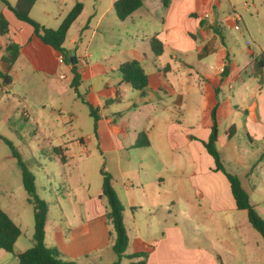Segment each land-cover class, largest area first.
<instances>
[{"label":"crops","instance_id":"0c3cea01","mask_svg":"<svg viewBox=\"0 0 264 264\" xmlns=\"http://www.w3.org/2000/svg\"><path fill=\"white\" fill-rule=\"evenodd\" d=\"M114 1L36 0L29 16L56 29L76 2L83 5L63 47L75 56L78 87L85 86L83 97L74 101L91 105L97 117L93 137L123 206L125 253H146L145 264H222L215 248L192 238L218 232L216 214L223 218V212L238 210L226 177L213 171L202 142L209 137L215 108L218 133L231 125L236 130L220 147L222 160L250 198L252 172L264 166V0H169L166 7L161 0H143L124 20L116 17ZM0 14L7 21V33L0 35L1 72H6L1 57L7 44L19 47L4 86L20 76L30 86L36 74L40 84L64 99L73 65L60 62L61 54L1 0ZM152 36L162 43L159 56L150 50ZM128 60L137 61L146 75L143 94L121 80L118 66ZM65 79L69 85L62 83ZM124 115L129 116L126 130ZM138 136L148 144L136 145ZM99 195L68 198L71 210L58 205L51 224L47 213L44 244L57 250L60 260L116 261L114 232ZM73 203L80 204L78 209ZM17 241L16 253L28 248H16ZM128 262L122 258L119 264ZM0 264H17V257L0 249Z\"/></svg>","mask_w":264,"mask_h":264},{"label":"rangeland","instance_id":"374dc122","mask_svg":"<svg viewBox=\"0 0 264 264\" xmlns=\"http://www.w3.org/2000/svg\"><path fill=\"white\" fill-rule=\"evenodd\" d=\"M32 77L36 81L30 86L20 76L11 86L0 88V208L21 230L18 249L33 245V202L23 188L20 168L3 138L13 144L33 174L36 195L47 203L50 224L59 212L58 205L64 212L71 210L68 198L73 202L101 193L100 169L106 170L104 155L93 137L89 109L80 98L74 101L77 95L83 97L85 86H77L75 93L73 88L68 89V95L62 99L45 83L40 84V76ZM62 83L69 85L68 79ZM128 120L129 116L124 115L121 121L124 130ZM88 137L91 142H87ZM228 155V159H236ZM224 167L228 168V164L224 163ZM260 167L257 165L252 172L255 190L250 192L249 199L255 212L264 219V166ZM73 204L78 209L80 204ZM216 215L221 220L218 232L212 230L210 235L192 238L215 248L222 264H264V241L249 224L245 211L223 212V218Z\"/></svg>","mask_w":264,"mask_h":264},{"label":"trees","instance_id":"16d2710c","mask_svg":"<svg viewBox=\"0 0 264 264\" xmlns=\"http://www.w3.org/2000/svg\"><path fill=\"white\" fill-rule=\"evenodd\" d=\"M1 1L19 21L29 25L33 33L38 36L43 43L51 46L54 50L59 52L62 55L63 62L70 63L69 57L71 54L65 50L63 43L70 26L82 12L83 5L80 2H76L73 5L56 29H51L41 26L30 18V9L36 0H16L13 5L5 0ZM161 1L164 7L169 3V0ZM142 3L143 0H115L113 3V10L119 20H124L134 11L142 7ZM6 33L7 21L0 14V35H5ZM149 46L154 56H159L162 53V43L155 36H152L149 39ZM18 53L19 47L17 44L12 42L7 44L5 55L1 57V62L6 66V72L0 71V83L2 85H8L10 83L11 78L7 72L15 62ZM258 66H261L260 62H258ZM118 72L123 82L128 83L134 90L139 91L140 94L144 93V89L147 85V78L137 61L128 60L121 63L118 66ZM71 74V88H73L75 93L80 82L79 74L75 65L71 66ZM86 105L89 109V115L93 119L95 129L97 117L92 106L87 103ZM211 119L212 125L209 137L206 141L202 142V144L214 162L213 171L221 172L226 177L236 208L245 211L249 224L264 241V219L259 217L255 212L254 207L250 202L249 195L242 187L238 177L235 174L226 171L220 154V147L225 145L235 135V127L231 125L223 132L218 133L215 120V108L211 111ZM2 140L10 148L12 156L16 159L21 171L23 188L32 199L34 225L32 235L33 245L21 253H16L15 243L21 235V230L12 221L9 215L0 208V249L7 253L15 254L17 257V264H73L71 262L60 260L58 258L59 253L57 250L51 249L44 244V226L47 218V203L39 199L36 195L34 176L24 165L20 154L17 152L13 144L7 139L3 138ZM137 140L136 145H138V142L141 140V136H138ZM140 144L146 146L148 143L140 142ZM100 175L102 177V183L99 198L105 200V218L108 224L112 226L114 232L112 251L116 256V261L113 264H119L122 258H127L129 260L127 264H145L146 253H125L128 245V234L123 223V206L112 188L111 175L103 169H100Z\"/></svg>","mask_w":264,"mask_h":264},{"label":"water","instance_id":"95a60500","mask_svg":"<svg viewBox=\"0 0 264 264\" xmlns=\"http://www.w3.org/2000/svg\"><path fill=\"white\" fill-rule=\"evenodd\" d=\"M69 61H70V63H71L72 65H74V64H75V56H70V57H69Z\"/></svg>","mask_w":264,"mask_h":264},{"label":"built area","instance_id":"2783aa9c","mask_svg":"<svg viewBox=\"0 0 264 264\" xmlns=\"http://www.w3.org/2000/svg\"><path fill=\"white\" fill-rule=\"evenodd\" d=\"M207 15H205V17H206ZM63 58H62V55H59L58 56V60L60 61V62H63V60H62ZM63 76L62 75H60V78H62Z\"/></svg>","mask_w":264,"mask_h":264}]
</instances>
